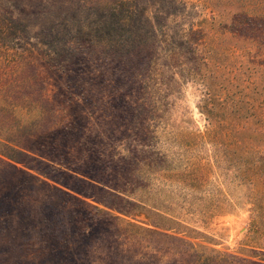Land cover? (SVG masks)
Returning a JSON list of instances; mask_svg holds the SVG:
<instances>
[{
  "label": "rangeland",
  "instance_id": "374dc122",
  "mask_svg": "<svg viewBox=\"0 0 264 264\" xmlns=\"http://www.w3.org/2000/svg\"><path fill=\"white\" fill-rule=\"evenodd\" d=\"M208 57L264 60V0H0V264H264V134L208 131Z\"/></svg>",
  "mask_w": 264,
  "mask_h": 264
},
{
  "label": "trees",
  "instance_id": "16d2710c",
  "mask_svg": "<svg viewBox=\"0 0 264 264\" xmlns=\"http://www.w3.org/2000/svg\"><path fill=\"white\" fill-rule=\"evenodd\" d=\"M261 17H248V21L253 23ZM212 19L205 20L204 24H210ZM194 32L191 29V33ZM206 65L207 72L201 78V84L204 92L198 104V110L206 117L208 131L211 134L222 135L223 132L232 133L236 140L244 131H250L254 135L262 136L264 134V60H252L249 63V72L242 77L244 72L238 67L232 69L231 77L224 81L219 80L218 75L213 76L210 69L211 57L203 60ZM226 79V78H225ZM226 82L224 85L223 83ZM217 86V87H216ZM225 86L230 87L226 89ZM232 86H235L232 88ZM97 209V208H96ZM98 210V209H97ZM100 211V210H98ZM102 214L106 212L100 211ZM48 214V213H47ZM160 217L159 214H155ZM162 217V216H161ZM168 223V231H177L178 227H184L190 232H195L190 228H186L173 218L163 217ZM135 225V224H131ZM154 226V225H153ZM139 229H147L135 226ZM196 233V232H195ZM192 251V248L189 249ZM254 257H260L264 262V252L254 253ZM185 264H209V260L201 255L196 256L195 253L188 254L185 252ZM215 264H235L234 260L227 263L224 258L217 257ZM249 264H261L250 262Z\"/></svg>",
  "mask_w": 264,
  "mask_h": 264
}]
</instances>
